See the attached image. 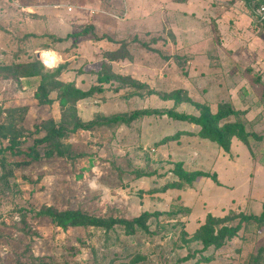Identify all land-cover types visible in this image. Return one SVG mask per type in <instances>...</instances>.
Returning a JSON list of instances; mask_svg holds the SVG:
<instances>
[{
	"label": "rangeland",
	"instance_id": "rangeland-1",
	"mask_svg": "<svg viewBox=\"0 0 264 264\" xmlns=\"http://www.w3.org/2000/svg\"><path fill=\"white\" fill-rule=\"evenodd\" d=\"M173 1L0 0V264H264V25L247 0ZM169 109H233L219 125L249 136ZM69 210L102 224L45 214Z\"/></svg>",
	"mask_w": 264,
	"mask_h": 264
},
{
	"label": "trees",
	"instance_id": "trees-1",
	"mask_svg": "<svg viewBox=\"0 0 264 264\" xmlns=\"http://www.w3.org/2000/svg\"><path fill=\"white\" fill-rule=\"evenodd\" d=\"M179 1V0H177ZM184 1V0H183ZM248 2H253L252 5H257L258 1L257 0H247ZM93 25H88V27L84 28L83 30H81L80 32H77L76 34H74L75 36H81V35H85L87 34L88 30L92 31L93 30ZM69 36V35H68ZM20 67H25V65L22 66L18 65L17 68ZM62 68L58 67L56 68L53 76L54 77H58L61 72H62ZM99 81V87H97L96 89L92 88L89 90H82L79 89L77 87H75L73 84H67L66 86L67 91L69 93V97L74 99V100H78L81 98H85L90 96L92 93H94L95 91H101L102 90V84L104 82H108L109 78L106 76H102L100 78H98ZM42 87V86H40ZM142 114H145V112H135L133 113V115H131V117L125 118L122 116H114L108 119V121L110 122H128L130 119L134 118V117H138L139 115L141 116ZM165 114H167L168 116H170L171 118L175 119V120H179V121H186L192 124H195L198 128V134L211 139L212 141L217 142L219 145L226 147L229 139L232 136H236L241 140H246V138L249 136V133L245 131L244 126L239 123H232V124H223L222 126H220V122L222 120H224L225 118L229 117L230 115H234L235 111L233 109H226L225 111H218L215 114H211L208 112H204L201 111V113L199 115H193V114H188V113H184V112H178L175 111L173 109H169L165 112ZM12 149V147H11ZM175 174L179 177L182 178L184 177V181H186V183H191L195 178H197L198 176H203L205 175V173L201 172V171H195L191 174H188L186 171H184L182 169V165L178 164L177 167V172H175ZM177 182V183H176ZM180 184L178 181H174L168 185H166V188H180ZM45 214H47L48 216H50L54 221L57 222V224L61 227H65L68 225L71 226H80V225H86V224H94V225H100V220L93 218V217H88L85 214L82 213H78V212H72V211H64L63 213H57V212H53V211H46ZM146 216V214H143L140 217H136L133 218L132 220H128L126 222H128V224L132 225V224H137V225H141V220L142 218ZM212 218L211 216H208V219ZM249 219H253L256 220L258 222H264V203H263V211L260 214V216H249ZM207 219V221H208ZM102 224V223H101ZM210 224V222H209ZM208 225H205V227ZM236 232L235 228H227L224 227L220 230L219 235H206V237H204L202 239L203 244L205 245V247L213 245L215 248L220 247L223 245V241L226 237H231L234 235V233Z\"/></svg>",
	"mask_w": 264,
	"mask_h": 264
},
{
	"label": "built area",
	"instance_id": "built-area-1",
	"mask_svg": "<svg viewBox=\"0 0 264 264\" xmlns=\"http://www.w3.org/2000/svg\"><path fill=\"white\" fill-rule=\"evenodd\" d=\"M252 3L253 2L248 3V9L251 17L264 25V0H258L257 5H252Z\"/></svg>",
	"mask_w": 264,
	"mask_h": 264
},
{
	"label": "crops",
	"instance_id": "crops-1",
	"mask_svg": "<svg viewBox=\"0 0 264 264\" xmlns=\"http://www.w3.org/2000/svg\"><path fill=\"white\" fill-rule=\"evenodd\" d=\"M188 1H189V0H184V1H183V0H179V1L174 0L173 3L176 4V5H183V4H186ZM180 14H182V13H180ZM250 15H251V14H250ZM48 51H50V50H48ZM48 51H47V52H48ZM45 52H46V51H45Z\"/></svg>",
	"mask_w": 264,
	"mask_h": 264
}]
</instances>
